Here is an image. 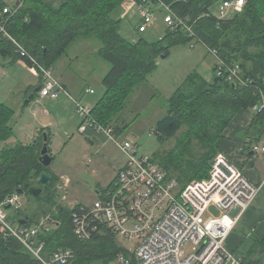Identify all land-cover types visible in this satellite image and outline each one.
<instances>
[{
	"label": "trees",
	"instance_id": "trees-1",
	"mask_svg": "<svg viewBox=\"0 0 264 264\" xmlns=\"http://www.w3.org/2000/svg\"><path fill=\"white\" fill-rule=\"evenodd\" d=\"M160 1L169 7L177 21H184L191 32L182 27L173 29L168 26L171 30L159 41L149 42L140 38L132 42L121 33L122 22L127 18L123 9L129 0H20L22 7L7 18V31L23 45L26 56L19 53L12 41L1 35L0 54L9 56L13 61H25L30 68L37 70L32 63L33 58L53 72L73 43L96 39L100 44L98 58L108 65L109 70L102 79L105 89L93 106V118L100 125L112 128L115 137L122 136L128 128L121 114L131 94L157 70L158 59L162 56L167 58L173 47L202 44L207 50H216L227 65H239L246 85L233 84L226 77H218V64L215 67L216 78L221 80L217 83L215 80L207 81L196 72L190 74L170 98L166 114L156 123L160 139H175L176 142L170 150L153 157V161L167 173L169 179L178 181L184 190L194 180L209 177L211 162L219 153L218 142L226 128L240 111L253 113L252 107L259 101V90H264V0H246L242 11L231 14L225 20L218 19V7L222 2L231 0ZM18 6L10 7L0 0V11L5 7L14 11ZM139 26L138 33H146L140 32ZM37 73L42 81L41 90L43 76L39 71ZM39 93L30 104L37 97L40 99ZM15 114L12 107L0 102V143L13 137ZM253 114L254 119L245 134L258 135V125L264 121V113ZM44 132L45 129H42L37 141L27 146L17 144L0 150V206L8 198L18 195L17 190L23 189L26 184L40 187V175L47 172L52 180L43 187V193L38 198L27 191L24 193L36 203V211L40 208L42 211L31 214L21 206L4 207L6 212L15 210L17 227L39 228L37 238L44 244L45 259H52L60 250L72 252L70 264H113L121 255L133 256L121 246L118 235L112 229L106 226H103L104 229L101 226V229L98 222L91 223L89 227L90 240L82 241L76 236L73 215L81 213L84 205L78 203L67 207L57 204L60 178L39 161L45 137L48 147L51 140V134L47 132L44 136ZM49 151L51 154L50 148ZM109 186L100 190L97 198ZM51 209H56L57 213L51 212L52 218L45 219V214ZM23 220H28V223L21 225L19 222ZM46 225H53V229ZM257 252L259 255L264 253V241H257L246 264L258 263V258H252ZM0 264L43 262L0 225Z\"/></svg>",
	"mask_w": 264,
	"mask_h": 264
},
{
	"label": "built area",
	"instance_id": "built-area-1",
	"mask_svg": "<svg viewBox=\"0 0 264 264\" xmlns=\"http://www.w3.org/2000/svg\"><path fill=\"white\" fill-rule=\"evenodd\" d=\"M133 2L142 17L140 32H147L156 11L161 8L166 9L164 20L168 26L173 29L182 27L186 32H191L188 25L180 19L177 21L169 7L160 0ZM245 3L246 0L242 3L241 0L222 2L217 11L218 19L225 20L231 12L242 11ZM22 5L19 3L14 11L9 7L0 11V35L12 41L19 53L26 56L23 45L7 31V18L15 15ZM208 51L218 62V77H226L233 84L246 85L239 65L229 66L219 58L216 50ZM31 60L36 71L43 76L40 99L70 98L76 104L77 114L82 120L80 132L91 129L104 133L128 157L125 167L95 202L91 206H82L81 213L73 215L77 237L82 241L90 240L89 227L91 223L98 222L100 227L112 229L124 240L138 241L134 252L127 249L133 256L121 255L113 264H244L243 259L226 247V240L241 216L254 203L260 186L253 185L239 167L219 153L211 162L209 177L193 181L182 190L179 182L169 179L152 157L140 154L136 143L119 142L112 128L100 125L93 118L92 107L73 98L52 71L35 59ZM87 93L94 94V91L88 90ZM252 112L264 113V90H259V101L252 107ZM253 150L264 153V146L255 145ZM68 184L66 180L65 185ZM5 206L20 207L19 196L8 198L0 206V225L8 235L18 239L43 264L71 263L73 254L70 250H60L52 259H45L44 244L37 238L39 228L13 227L7 221ZM211 207L217 208L220 213L218 217L206 218ZM236 208L239 215L233 217L231 212Z\"/></svg>",
	"mask_w": 264,
	"mask_h": 264
},
{
	"label": "rangeland",
	"instance_id": "rangeland-1",
	"mask_svg": "<svg viewBox=\"0 0 264 264\" xmlns=\"http://www.w3.org/2000/svg\"><path fill=\"white\" fill-rule=\"evenodd\" d=\"M3 1L8 5H15L16 3V0ZM132 5H134L132 0H129L123 9V15L126 13L125 15H127V18L122 22L121 33L126 39L136 42L140 38H144L149 42H156L163 39L167 32L171 30L168 25L164 23L166 12L163 9L157 12L153 23L148 27L146 33H138L137 28L141 23L142 17L138 9ZM231 14H233V12H231ZM103 63L108 69V65L104 61ZM157 64V70L149 75L146 80L142 81L131 94L127 106L121 114L122 118L128 123V128L122 136H116L119 142L130 141L136 143L140 154L152 158L160 152L170 150L176 142L175 139L170 141L160 139L156 132V123L166 114L170 98L177 89L184 84L187 77L195 72L209 82H213L216 78L215 67L218 62L213 54H210L207 48L202 44H196L193 47H191L190 44H181L173 47L167 58L163 56L160 57ZM93 66L94 71L90 76L86 75L79 77V75H75L77 85L83 87L91 86L95 89V94H89L83 100L78 99L80 103L92 108L103 95L105 88L103 87L101 78L106 74H102L103 70L101 66L96 67V64H93ZM54 68V75L57 78L59 71L62 70L58 69L59 64ZM73 69L75 70L76 68ZM62 81L65 82L64 80ZM66 85L68 84L66 83ZM77 89L78 88L70 89L68 86L70 94L75 99L79 98V91ZM44 99L49 103V99L51 98ZM44 99L41 100L37 97L35 101L25 108V112L23 111L24 113H22V108L19 110L18 114L21 116V119L23 118V121H27L26 124L38 123L33 115L34 111L41 110L40 107L42 106L48 108L47 102H45ZM66 100L69 103L67 111L64 110L61 113V117L59 116L60 121L53 123V127L50 128V132L54 136L52 148L54 161L50 168L54 170L59 177H63L65 182L67 180L66 178H68L72 180L73 183L71 187H69V190L68 188L65 189L63 184H60V186L57 185L58 195L56 201L57 204L67 207H73L75 205L74 202H80L85 206H91L97 198L96 192L99 190L100 186H108L114 178L116 173L114 165L117 162L121 164L125 163L126 165L128 157L119 146L110 140H107L106 143H102L100 139H86L84 134L81 135L80 128L78 130V127L81 125L80 123L82 120L77 114L76 104L68 97H66ZM57 114H59L58 111ZM16 120L19 124L20 121L17 118ZM27 129H30L29 126ZM7 143L6 146H3H12L10 140L7 141ZM252 184L259 187V185ZM69 196L75 201L73 202L72 199L70 200ZM19 199L21 208L24 211L31 214L42 211V208L36 211V203L29 195H20ZM45 209L47 210V207H45ZM234 210H232V212ZM14 211L15 210H8L7 216L8 221L14 227H17L18 223L15 220L16 216L14 215ZM56 211V209L48 210V213L45 214V219L52 218L53 214H51V212L57 213ZM219 215L220 213L217 208L211 207L206 218L211 216L218 217ZM238 215L239 209L238 213L233 217ZM46 227L53 229V225L50 227L46 225ZM118 239L121 246L125 249L131 252L135 251L138 241H127L119 236ZM189 247L190 244L187 245V248Z\"/></svg>",
	"mask_w": 264,
	"mask_h": 264
},
{
	"label": "crops",
	"instance_id": "crops-1",
	"mask_svg": "<svg viewBox=\"0 0 264 264\" xmlns=\"http://www.w3.org/2000/svg\"><path fill=\"white\" fill-rule=\"evenodd\" d=\"M19 3H21L20 0H16L15 5H18ZM9 6L12 7L13 5ZM132 6H135V4ZM135 8L137 9L136 6ZM99 48L100 44L96 41V39L77 41L71 45L66 57L58 63V69L62 71H59L57 79L67 88L68 86L70 89L78 88L79 98L77 99L83 100L86 98V96L90 94L87 93L88 90H93L94 94L96 91L91 86L83 87L77 85L75 75H79V77L86 75L90 76L94 71L93 64H96V67L101 66L103 70L102 74L107 73V70H109V67L107 69L103 61L98 58ZM73 68L76 69L74 70ZM102 79L103 77L101 80ZM41 82V78L37 71L30 68L25 61H13L9 56L0 54V102L9 105L16 112L14 135L11 139H9L12 143L11 147H14L17 144L27 146L34 143L37 141L41 130L45 129L44 136L47 132L51 134L49 148L51 150V154L53 155L52 148L54 136L50 132V128L53 127V123L60 121L59 116L61 117V113L64 110L67 111L69 103L66 100V97L63 96L58 100L49 99V103L46 99H44V101L47 102L48 108L46 106L45 108L42 106L40 107L41 110L34 111L33 116L37 119V124H26L27 121H23V118L21 119V116L18 114L21 108L22 113L25 112V109H23L24 102L35 88L41 86ZM66 83L68 85H66ZM57 111L59 114H57ZM16 118L20 121L19 124L16 122ZM253 119V113L244 110L240 111L226 128L223 137L218 142L219 153L224 154L233 164L239 167L243 174L252 183L261 187L254 203L240 218L236 227L229 234L226 242L227 248L237 257L243 259L244 264L249 261V258L253 254L252 252L256 248L257 241H264V153H257L253 150V146L255 145L264 146V121L259 122L258 135H254V133L245 134ZM26 125H28L30 129H27L28 126ZM79 128L80 125L78 130ZM80 134H84L86 139H100V142L102 143H106L107 140H109L107 135L104 133H96L91 129H87L85 133ZM6 144H8L7 141L5 143H0V150L4 147L3 145L6 146ZM124 165L125 163L121 164L119 162L114 165L116 173L110 184H112L116 179L119 171L125 167ZM53 172L57 175L54 170ZM59 178L60 180L57 185L60 186V184H63L64 188H68L69 190V187H71L73 183L72 180L66 178L69 181L68 186H66L63 177ZM103 188L105 187L100 186L96 193L98 194V192ZM71 199L72 198L70 197V200ZM72 200L73 202L75 201L74 199ZM74 203L76 205L80 202ZM252 258H258L257 264H264V253L259 255L257 252L256 256L254 255ZM252 258L250 260H253Z\"/></svg>",
	"mask_w": 264,
	"mask_h": 264
},
{
	"label": "water",
	"instance_id": "water-1",
	"mask_svg": "<svg viewBox=\"0 0 264 264\" xmlns=\"http://www.w3.org/2000/svg\"><path fill=\"white\" fill-rule=\"evenodd\" d=\"M220 78L215 79V83H217ZM40 91V87H37L34 89V91L29 95V97L26 99L23 105V109H25L30 102L35 98V95ZM45 143L43 145L42 151H41V156L39 158V161L41 164L45 167L48 168L51 166V164L54 161V156L50 154L49 147L47 144V138L45 137L44 139ZM52 180V177L50 176L49 173L47 172H42L40 175V178L38 180V185L40 187H31L30 184H26L23 189L17 190L18 195H23L26 191L33 197L38 198L42 193H43V187H46L50 184ZM11 207L8 206L6 209H10ZM238 213V209H235L232 212V216H235ZM21 225H26L28 223V220H23L19 222Z\"/></svg>",
	"mask_w": 264,
	"mask_h": 264
},
{
	"label": "snow or ice",
	"instance_id": "snow-or-ice-1",
	"mask_svg": "<svg viewBox=\"0 0 264 264\" xmlns=\"http://www.w3.org/2000/svg\"><path fill=\"white\" fill-rule=\"evenodd\" d=\"M243 2V0H241V3Z\"/></svg>",
	"mask_w": 264,
	"mask_h": 264
}]
</instances>
